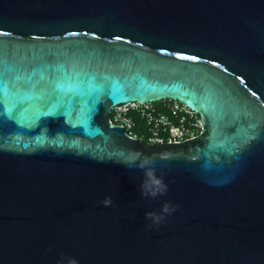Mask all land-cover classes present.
<instances>
[{
  "label": "water",
  "instance_id": "water-1",
  "mask_svg": "<svg viewBox=\"0 0 264 264\" xmlns=\"http://www.w3.org/2000/svg\"><path fill=\"white\" fill-rule=\"evenodd\" d=\"M166 99L194 137L110 119ZM72 261L264 264V0H0V264Z\"/></svg>",
  "mask_w": 264,
  "mask_h": 264
},
{
  "label": "built area",
  "instance_id": "built-area-1",
  "mask_svg": "<svg viewBox=\"0 0 264 264\" xmlns=\"http://www.w3.org/2000/svg\"><path fill=\"white\" fill-rule=\"evenodd\" d=\"M110 119L124 123L127 134L154 143L181 142L200 130L198 114L174 100L159 106L154 103L118 106Z\"/></svg>",
  "mask_w": 264,
  "mask_h": 264
},
{
  "label": "clouds",
  "instance_id": "clouds-1",
  "mask_svg": "<svg viewBox=\"0 0 264 264\" xmlns=\"http://www.w3.org/2000/svg\"><path fill=\"white\" fill-rule=\"evenodd\" d=\"M147 176V173H146ZM167 192V185L163 183L162 178H151L148 179L141 185V194L144 197L151 196L152 198H156L158 195H164ZM104 206H110L112 201L110 198L106 197L104 201H102ZM178 208V205H173L170 202H166L163 205L162 212L156 213L153 211H149L145 213V217L148 220L153 221L155 224H160L165 218L166 215L175 212ZM151 227V225H149ZM71 264H76L75 261H72Z\"/></svg>",
  "mask_w": 264,
  "mask_h": 264
},
{
  "label": "trees",
  "instance_id": "trees-1",
  "mask_svg": "<svg viewBox=\"0 0 264 264\" xmlns=\"http://www.w3.org/2000/svg\"><path fill=\"white\" fill-rule=\"evenodd\" d=\"M170 101H172V100L166 99V100L163 101V102H158V103H154V104L157 105V106H159V105H163V104H165V103H168V102H170Z\"/></svg>",
  "mask_w": 264,
  "mask_h": 264
}]
</instances>
